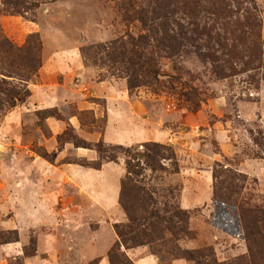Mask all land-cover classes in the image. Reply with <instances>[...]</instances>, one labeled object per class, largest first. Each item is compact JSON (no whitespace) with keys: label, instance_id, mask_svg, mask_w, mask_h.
<instances>
[{"label":"rangeland","instance_id":"rangeland-1","mask_svg":"<svg viewBox=\"0 0 264 264\" xmlns=\"http://www.w3.org/2000/svg\"><path fill=\"white\" fill-rule=\"evenodd\" d=\"M254 1L264 39V0ZM3 8L0 0V32L17 46L37 34L41 66L23 83L26 102L0 112V264H109L115 224L127 221L118 203L124 149L144 142L173 151L176 170L163 161L166 171L142 178L188 212L180 249L206 247L223 263L247 256L241 226L219 218L213 199L219 182L238 207L264 209V154L252 140L264 131V80L257 89L245 75L217 80L182 50L159 60L162 73L179 79L173 90L131 93L120 73L83 54L126 30L142 33L137 20L123 22L118 0L39 1L23 14ZM188 86L198 98L185 99ZM97 143L115 148L116 160L102 159ZM121 251L134 264H161L147 246ZM175 255L170 264H194Z\"/></svg>","mask_w":264,"mask_h":264},{"label":"trees","instance_id":"trees-1","mask_svg":"<svg viewBox=\"0 0 264 264\" xmlns=\"http://www.w3.org/2000/svg\"><path fill=\"white\" fill-rule=\"evenodd\" d=\"M36 0H2L3 10L23 14L28 7H37ZM122 20L126 25L137 20L142 33L133 36L128 30L113 41L83 49L86 58L98 61L121 74L132 93L140 87L156 91L173 90V76L161 72L160 58H172L183 53L196 56L208 65L217 80L245 75L255 84L264 80V39L261 19L254 0H118ZM41 41L30 34L21 46L15 45L0 32V112L4 113L26 102L29 91L23 85L35 78L41 66ZM187 85V83H183ZM197 88L188 86L185 99L198 98ZM183 98V91L180 93ZM259 153L264 154V131L252 135ZM76 147H87L75 143ZM102 159L116 160L115 148L95 144ZM125 176L121 181L118 203L127 221L116 223V242L107 252L109 264H134L121 251L147 246L161 264L170 259L185 258L194 264H264V209L238 207L229 195L218 192L215 183V205L221 207V219L241 226L247 242V256L231 262H218L212 249L202 247L183 251L178 241L188 235V212L176 199L166 195L158 198L143 182L145 171H166L163 161L176 170L170 146L157 142L124 149ZM261 154H258L259 156ZM173 198V197H171ZM234 214L230 217L229 211ZM93 263H97L96 260Z\"/></svg>","mask_w":264,"mask_h":264}]
</instances>
